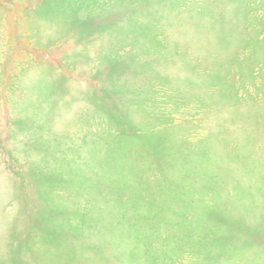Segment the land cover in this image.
<instances>
[{
  "label": "rangeland",
  "instance_id": "obj_1",
  "mask_svg": "<svg viewBox=\"0 0 264 264\" xmlns=\"http://www.w3.org/2000/svg\"><path fill=\"white\" fill-rule=\"evenodd\" d=\"M0 264H264V0H0Z\"/></svg>",
  "mask_w": 264,
  "mask_h": 264
}]
</instances>
